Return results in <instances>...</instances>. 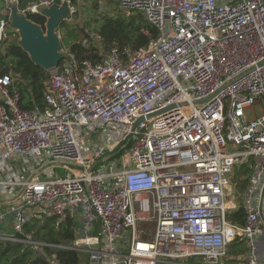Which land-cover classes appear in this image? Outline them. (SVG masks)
I'll use <instances>...</instances> for the list:
<instances>
[{"label": "built area", "instance_id": "1", "mask_svg": "<svg viewBox=\"0 0 264 264\" xmlns=\"http://www.w3.org/2000/svg\"><path fill=\"white\" fill-rule=\"evenodd\" d=\"M55 1L21 13L42 15ZM113 1L158 37L97 63L78 64L62 46L43 110H22L12 76H0V243L47 264L58 262L46 247L84 252L87 264H264V0ZM80 2H67L64 21ZM5 30L1 22L0 41ZM89 36L101 47L98 32ZM243 164L251 173L237 225L231 178ZM41 214L56 228L75 223L72 245L26 232ZM237 240L244 250L232 254Z\"/></svg>", "mask_w": 264, "mask_h": 264}, {"label": "trees", "instance_id": "2", "mask_svg": "<svg viewBox=\"0 0 264 264\" xmlns=\"http://www.w3.org/2000/svg\"><path fill=\"white\" fill-rule=\"evenodd\" d=\"M35 1L37 0H17V7L21 12L30 3ZM87 7L84 8L87 10L85 13L88 14L89 9ZM5 8V0H0V12L1 10H6ZM80 9L82 10L83 8L80 6ZM93 10H95L94 5ZM6 12L7 14L2 15L0 21L5 22L6 28L13 31L14 28L11 25L8 10ZM26 15L32 22L43 27L45 26L46 19L42 15L32 13ZM96 19L99 27L95 28V32H98L102 38L101 47H98L90 39L89 34L91 31H94L92 30L93 24L91 23V18L83 25L75 23L76 26H71L72 24L67 21H63L60 24L59 29L62 34V46L70 50L78 64H82L84 61L93 63L100 62L103 55L114 48L120 50L130 48L133 51L144 49L149 45L151 40L157 38L159 35L158 29L146 21L141 14L133 17H125L119 13L111 15L106 12V14ZM6 34L8 38L0 41V76L5 74L12 75L13 85L11 90L20 94L19 105L22 110L45 109L47 106L45 101L46 83L50 78V72L36 66L20 46L12 44L9 36L14 34L13 32H7ZM85 41H87L86 44ZM250 173L251 169L249 166L243 164L235 168L231 178L232 185L234 184L236 193L239 195L240 203L238 209L232 212L228 219L237 225H244L245 222V210L242 197L248 187ZM76 226L73 222H66L61 227L56 228L52 219L46 220L43 224H40L38 219H32L26 225V232L32 233L46 244L69 247L76 239ZM242 245L243 240H237L230 247L231 253L243 252L244 248ZM237 246L240 248L236 249ZM53 252L56 253L58 264H87L88 261V254L84 252L67 248L55 250L48 247L45 248V253L52 254ZM0 264L47 263L28 246L0 243Z\"/></svg>", "mask_w": 264, "mask_h": 264}, {"label": "water", "instance_id": "3", "mask_svg": "<svg viewBox=\"0 0 264 264\" xmlns=\"http://www.w3.org/2000/svg\"><path fill=\"white\" fill-rule=\"evenodd\" d=\"M68 1L56 0L50 8L43 9L41 14L46 19L44 27L29 20L16 4L9 5L11 25L19 34V39L13 40L12 44L20 46L36 66L46 71L57 68L63 59L58 31L60 24L70 17ZM143 120L139 119L134 128Z\"/></svg>", "mask_w": 264, "mask_h": 264}, {"label": "rangeland", "instance_id": "4", "mask_svg": "<svg viewBox=\"0 0 264 264\" xmlns=\"http://www.w3.org/2000/svg\"><path fill=\"white\" fill-rule=\"evenodd\" d=\"M88 0H81L80 2V6L81 8H83L82 10L80 9L78 11V15L77 17L75 18V20L81 18L82 20H84V24L85 22H87L90 18L92 19V24H93V28L92 30L95 31V28H98L99 25H97V19L96 18H100L103 14H106V12H108L109 14L113 15L114 13H117V9H116V5H114L113 1L111 0H89V4H88V7L87 9H89L88 11V14L85 13L87 10L86 7L87 6V2ZM83 3H86V4H83ZM93 5H94V9L93 10ZM8 10V9H7ZM7 12L6 10H1L0 12V19H2V15H6ZM8 14H9V17H10V10H8ZM13 27V26H12ZM6 33L8 32H13L15 34H12L11 36H9V40H15V39H19V34H17V30L14 28L13 31H10L8 28H6ZM15 31V32H14ZM8 38V36H7ZM11 75V74H10ZM12 76V75H11ZM57 172H60V173H64L65 170L63 169H57ZM232 188L235 192V203L238 204L239 206V203H240V200H239V195L238 193H236V189L234 187V184L232 185ZM241 196V195H240ZM47 219L41 214L40 215V219H38L39 223L40 224H43Z\"/></svg>", "mask_w": 264, "mask_h": 264}, {"label": "crops", "instance_id": "5", "mask_svg": "<svg viewBox=\"0 0 264 264\" xmlns=\"http://www.w3.org/2000/svg\"><path fill=\"white\" fill-rule=\"evenodd\" d=\"M111 1H113V0H111ZM88 3H87V6H88V4H89V0L87 1ZM113 3H114V5H116V9H117V4L113 1ZM83 4H86V3H83ZM79 7H80V5H79ZM6 10L8 9V5H6V8H5ZM80 9V8H79ZM1 16V15H0ZM2 21V20H1ZM0 21V22H1ZM75 23H80L81 25H83L84 24V20H82V19H78V20H75L73 23H71L72 25L71 26H76V24ZM259 247H260V257H261V259L264 261V235L260 238V241H259Z\"/></svg>", "mask_w": 264, "mask_h": 264}]
</instances>
